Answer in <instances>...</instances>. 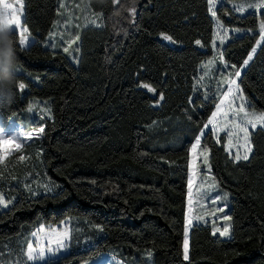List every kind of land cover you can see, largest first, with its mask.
<instances>
[{"label":"trees","instance_id":"1","mask_svg":"<svg viewBox=\"0 0 264 264\" xmlns=\"http://www.w3.org/2000/svg\"><path fill=\"white\" fill-rule=\"evenodd\" d=\"M252 1L222 0L212 17L208 0H135L134 16L128 0L120 10L114 0H84L97 22L80 30L73 62L62 44H46L59 24V0H24L22 23L33 41L21 49L13 34L17 80L27 87L22 95L17 85L14 101L0 107V125L44 131L0 163V194L8 201L0 206V264H25L32 233L63 221L70 247L43 264H81L111 249L131 264L143 252H152L153 264H264V132L253 133L249 160L237 162L226 136L205 131L200 145L229 193V231L213 235L212 223L196 218L183 259L189 149L223 91L203 82L200 67L213 55L217 18L231 30L216 44L230 67L239 70L257 48L239 85L249 107L264 111V41L257 44L264 13L234 8ZM162 32L179 49L159 42ZM33 99L46 111L28 113Z\"/></svg>","mask_w":264,"mask_h":264},{"label":"snow or ice","instance_id":"2","mask_svg":"<svg viewBox=\"0 0 264 264\" xmlns=\"http://www.w3.org/2000/svg\"><path fill=\"white\" fill-rule=\"evenodd\" d=\"M216 3V0H208V11L211 13L212 17H217L216 11L213 10V5ZM133 4H135V0H133ZM18 5V7H17ZM24 0H15V3L9 2V0H0V23L6 22L13 26V31L16 30L19 33V39H18V46L21 49H24L25 46L29 44L30 40V29L22 23V16L24 12ZM235 11L238 13H242L245 11V8L253 9L257 11H261L264 13V0H254L252 3L245 4H239L234 5ZM131 12L133 16L135 15V8L133 7L131 9ZM217 27L223 28V24L220 22L219 18H217ZM259 30H260V40L257 41V44H260L261 41H264V19L260 21L259 24ZM235 32L239 33L242 30L239 28L234 29ZM53 34L50 32L49 37H51ZM160 35L164 38L166 41H172L173 38L170 35H167L165 33H160ZM76 39H79L77 37ZM228 39V30L224 29L223 33L219 35V43L223 45L225 41ZM74 41H69V46ZM196 45H201V41L198 39L195 41ZM17 47V46H16ZM212 47H216V41L213 40ZM78 50V49H77ZM63 51L65 53H69V47H64ZM257 48L254 46L250 52H248L247 58L243 60V63L240 65L239 70H237V65L232 64L231 68L234 71L233 75L235 78H240L242 75V70L246 69V66L249 65L250 61L253 60V54L256 53ZM219 59L221 64L226 65V61H224V54L223 52L219 53ZM212 61H209V64H211ZM208 65H205V68H207ZM20 72L19 66L16 70V74ZM228 84V90L223 93V95L220 97V101L215 104V109L211 112V114L208 116L207 121L204 123L203 128L200 129V134L195 136L194 142L191 143V147L189 149V152H194L198 146L201 144V137L204 134L205 130L211 126V131L213 134L217 132H224L226 131L228 140L225 145L226 149L230 150L234 144L233 141L235 140V146L237 148H243L244 154L241 156L239 153H237L234 157L235 161H248L249 160V154L253 151V145L251 137L254 132H264V112L257 113L256 111H248L246 108V104L244 101V97L242 95V90L240 89L239 84H237L236 79H228L226 81ZM144 88L148 89L150 92L155 93L157 90L155 88H152L148 84L142 85ZM233 86H235V92L241 93L240 99L241 104L238 109H230L231 116L233 119L231 121L225 119L228 117L229 112L224 111L225 101H228L229 106L231 105V100H229V97L232 99H236V96L234 95ZM27 85L23 82V80H20L18 83V90L22 92L25 90ZM164 99L163 92L159 93V100L162 101ZM189 102L191 103V98H189ZM159 103V101H157ZM2 107V105H0ZM29 111L32 110V105H28ZM221 117V120H218L217 118ZM191 119V118H190ZM221 123H223V127H221ZM251 129V131H250ZM44 131L43 126L40 128L33 129L31 132L24 133L22 128L17 127L14 131L9 132L6 126L0 125V163H3L4 161V153L8 152L11 153L12 151H20L22 150V144L18 141L22 139H28L31 140L33 135L36 137H39ZM243 141V143H240V141ZM15 142V143H13ZM217 143H219V139H217ZM6 144H12L11 148H3ZM202 155L204 156V163L208 164V151L205 150ZM23 159V157H21ZM190 168V175L188 179V203L191 205L192 203V184L193 181L191 179V168L192 165H189ZM220 197H217L216 200L213 201V203L218 202ZM8 201H6L2 194H0V206H7ZM218 211H224L223 208H219ZM198 219V218H197ZM223 219L225 221L229 220L230 217L224 216ZM191 224V220L185 216V227H184V239H183V259L185 261L189 260V225ZM96 228L98 230H102L100 225H97ZM213 235L216 234V232H219L220 236H226L228 235V227L226 226L222 231L218 228H216L215 224H213ZM39 235H43L45 237V245L40 246L39 245ZM33 237H36V246L34 247V244L29 242L27 243V249L26 252L23 253L25 264H32V262L37 261H45L49 255L55 254L57 252L66 251L69 249L71 241L73 239L72 234L68 227L63 228V230L59 229H51L48 231H45L44 226L41 225V227L38 229L37 232L32 233ZM151 255V253L149 254Z\"/></svg>","mask_w":264,"mask_h":264},{"label":"rangeland","instance_id":"3","mask_svg":"<svg viewBox=\"0 0 264 264\" xmlns=\"http://www.w3.org/2000/svg\"><path fill=\"white\" fill-rule=\"evenodd\" d=\"M221 1L222 0H216V3L213 5V9H214V6L219 4ZM9 2L15 3V0H9ZM252 2H254V0ZM114 3L115 5L118 6V10L123 8V0H114ZM128 4H131V5H127V9L131 10L132 5H133V0H128ZM241 4H244V3H241ZM59 9H60V12L57 17L59 24H55L53 26V32H52L53 35L51 37H49V35L47 36L46 44L51 43L54 46H58L62 44L63 47H69V53H65L64 51L63 52L67 55V57L71 61L75 62L74 60V58L76 57L75 48L78 44V39L76 38L79 36L80 30L82 29V27L85 25L87 21L97 22V20L88 14V11L86 10L85 5H84V0H78L74 4L72 0H59ZM245 10H249V9L245 8ZM22 19H23V16H22ZM224 29H227V28H224V27L218 28L217 24H215L214 39L216 41V44L219 43V35L223 33ZM227 30H228V33L231 31L230 29H227ZM16 32L18 33V31ZM32 41H33V38L30 36L29 44ZM69 41H74V42L69 46L68 44ZM212 50H213V55L210 58H208L205 61V63L201 62L200 67L203 69V82L206 85H208L210 88H212L214 91L223 90L222 94L220 95L221 97L223 93L228 90V84L226 83V81L228 79H236L237 84H239V78L234 77L233 73L235 70H233L229 66L228 63H226L227 66H225V64L220 63L219 53L217 52L216 47L215 48L212 47ZM209 61H212V63L209 64ZM205 65H208V67L205 68ZM233 91H234V95L236 96V99H232L231 97H229V100H231V105L229 106L228 101H225V106H224V111L229 112L228 117H226L225 119L229 121L233 119V117L231 116L230 109H238L242 102L240 99L241 93L235 92V86H233ZM242 95L244 97L247 110L255 111L253 108L249 107L250 101L248 97H246L243 94V92H242ZM33 101H35V103L31 104L32 110L29 111L28 107L26 108V111L28 113H33V114L38 115L39 113L46 111V109L43 106H39V102H41L40 100L33 99ZM256 112L259 113V112H264V111H256ZM217 119L221 120V117H218ZM2 120H3L2 114L0 113V124ZM4 126L7 127L9 132L14 131L17 127L22 128L24 133L32 131V130L25 131L21 125L15 122H12V121H9ZM223 126H224L223 123H221V127ZM208 129L211 130V126H209ZM208 129H206L205 131H207ZM215 135L217 137L221 135L226 136L225 143H224V145H226L227 140H228L226 131L217 132L215 133ZM40 136H42V134ZM34 137L36 136L33 135L32 139ZM27 141L29 140L22 139L18 142L23 144ZM235 143L236 142L234 140L233 141L234 146L230 150L228 149L226 150L231 155H233V157H235L237 153H239L242 156L244 154L243 148H237L235 146ZM240 143H243L242 139ZM11 147H12V144H6L3 146V148H11ZM204 151L205 149H203L200 145L194 152H191V160H190V164L192 165L191 179L193 181L192 203L191 205H189L188 199H187L186 215L191 220V224L194 222L196 218L202 219V220H209L212 223V225L215 224L216 228L222 231L226 226L228 227L227 222L223 219V217L226 216V213H225L226 206H227L226 201H228L229 193L224 188L220 187L217 180L212 175L211 170H210L209 159H208L207 165L204 163V156L202 155ZM9 154L10 153L5 152L4 157H6ZM189 175H190V168H189ZM217 197H220L219 201L216 203H213V201L216 200ZM219 208H223L224 211L222 212L218 211ZM190 225H189V228H190ZM65 227L69 228V224L67 221H63L62 223L56 226H44V229L45 231H48L51 229L63 230V228ZM38 229L35 232H37ZM216 233H219V232H216ZM36 240H37L36 237H32L31 243L34 244V247L36 246ZM39 245L40 246L45 245V237L43 235H39ZM65 252L66 251H61L55 254H51L45 261H37L33 263L34 264L46 263L49 260L58 258L61 254ZM113 253L117 254L119 252L116 249H111L109 252L104 253V254H99L96 257H93L92 259H89L81 264H131L133 263L131 261H128V263L126 261L123 262L122 260L113 256L114 255ZM150 253L151 255H149ZM137 259L136 261L139 264H153L152 252H143L139 254V257H137Z\"/></svg>","mask_w":264,"mask_h":264},{"label":"clouds","instance_id":"4","mask_svg":"<svg viewBox=\"0 0 264 264\" xmlns=\"http://www.w3.org/2000/svg\"><path fill=\"white\" fill-rule=\"evenodd\" d=\"M19 66L13 26L0 23V105H10L18 85L16 70Z\"/></svg>","mask_w":264,"mask_h":264},{"label":"water","instance_id":"5","mask_svg":"<svg viewBox=\"0 0 264 264\" xmlns=\"http://www.w3.org/2000/svg\"><path fill=\"white\" fill-rule=\"evenodd\" d=\"M164 33V32H163ZM165 34H167V33H165ZM168 35V34H167ZM156 39L159 41V42H161L163 45H165V46H167V47H169V48H174V49H179V44H177L174 40H172L171 42L170 41H166V40H164V38L160 35V33L156 36ZM194 45H195V48L199 51V52H201V51H203V45H202V43H201V45H196L195 43H194ZM21 94L23 95L24 94V90L21 92Z\"/></svg>","mask_w":264,"mask_h":264}]
</instances>
